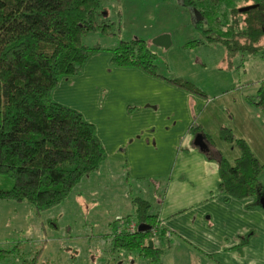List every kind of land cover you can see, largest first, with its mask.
Segmentation results:
<instances>
[{
	"label": "crops",
	"instance_id": "0c3cea01",
	"mask_svg": "<svg viewBox=\"0 0 264 264\" xmlns=\"http://www.w3.org/2000/svg\"><path fill=\"white\" fill-rule=\"evenodd\" d=\"M180 3L184 6L183 0ZM186 10L197 26L203 18L200 11ZM147 43L156 54V73L142 66H112L99 53L87 61L80 75L64 76L59 82L56 93L65 86L70 100H56L75 106L94 125L105 150L100 167L80 182L94 173L101 178L105 171V179L131 185L122 217L136 212L135 199L152 206L150 199L155 200L153 213L170 236L166 231V235L153 238L158 256L140 253L150 264H264L261 203L256 197L236 198L219 190V159L233 161L241 154L232 138L244 139L252 146L248 129L261 143L264 125L256 121L260 113L251 112L250 95L227 97L226 101L246 110L240 124L236 123L234 111L222 106L213 109L215 101L208 92L200 88L194 92L174 83L173 79L182 78L168 74L173 72L166 63L158 64V54L174 44L170 32L159 33ZM195 129L204 134L208 150L195 145ZM96 196L76 194L85 212L95 209ZM114 221L109 224L115 226ZM113 242L110 238L112 253L125 250H113ZM81 259L84 261L85 255ZM117 260V264H125Z\"/></svg>",
	"mask_w": 264,
	"mask_h": 264
},
{
	"label": "trees",
	"instance_id": "16d2710c",
	"mask_svg": "<svg viewBox=\"0 0 264 264\" xmlns=\"http://www.w3.org/2000/svg\"><path fill=\"white\" fill-rule=\"evenodd\" d=\"M236 1L183 0V5L200 11L203 18L197 27L202 29L212 22L203 30L207 41L220 42L229 51L246 47L264 56L259 45L264 37V3L251 8L258 12L241 11L232 4L230 19L226 18L230 13L225 15L227 29L215 34L223 20L214 13L221 4ZM99 5V0H0V180H12H7L9 188L0 186V201H28L39 213L44 212L63 202L106 158L94 125L78 111L52 99L60 80L81 74L85 62L98 49L86 45L83 36L99 26ZM113 62L157 71L156 54L140 38L121 41ZM172 81L195 90L188 81ZM249 100L264 112V80ZM198 132L195 129V134ZM232 140L241 154L233 161L219 159V190L236 198L256 197L260 203L264 164L244 139ZM134 203L133 215L113 223L118 226L111 237L113 250H142L158 256L150 240L166 235L167 230L148 201L137 198ZM132 222L136 223L134 232L127 229ZM42 252L43 248L23 264H39ZM7 253L0 251L3 257Z\"/></svg>",
	"mask_w": 264,
	"mask_h": 264
},
{
	"label": "rangeland",
	"instance_id": "374dc122",
	"mask_svg": "<svg viewBox=\"0 0 264 264\" xmlns=\"http://www.w3.org/2000/svg\"><path fill=\"white\" fill-rule=\"evenodd\" d=\"M99 1V26L83 36L86 45L98 48L88 60L102 53L103 60H108L112 66L121 67L113 62L115 49L121 41L140 38L152 43L159 33L168 31L173 34L174 44L158 54V64L166 63L167 69L173 72L168 74L190 82L195 88L194 92H199L200 89L208 92L210 100L215 101L212 102L215 103L213 109L222 106L234 111L236 123L240 124L242 115L246 113L245 108L226 101V98L256 95L264 80V56L261 51L252 52L246 47L228 51L220 42L207 41L203 30L209 28L212 22L205 24L202 29L195 26L192 14L186 10L189 8L184 9L180 0ZM258 2L264 3V0H239L225 6L224 3L221 4L214 16H221L223 21L221 27L214 30L215 34L223 33L221 31L227 29L225 15L230 13L226 17L229 20L233 7L241 9ZM251 11L258 12L256 9ZM205 19L211 20L213 17ZM210 34L207 32V35ZM197 40L204 42L193 44ZM259 45L264 50V37ZM152 47L157 48L155 45ZM97 60H101L99 56ZM78 75L80 74L71 76ZM57 89L58 86L52 92V99L80 113L75 106L56 100V97L63 102L70 100L65 86L56 93ZM217 95L218 98L214 99ZM250 103L251 112L257 111L261 115L256 120L257 123L264 125V112L251 100ZM246 132L251 133L248 129ZM250 133L247 138L252 146H249L253 147L252 151L264 164V130L260 133L261 143L250 136ZM102 172L101 178L95 173L92 174L86 181L83 180L85 182L77 184V188L75 186L63 202L41 213L28 201H0V251H8L7 256L0 255V264H23V260L36 256L42 248L39 264H102L106 260L117 264V259L125 264H150L149 258L140 255L144 253L142 250H120L112 253L110 238L118 226H111L109 222L123 216L120 213L125 209L131 185L109 181L105 179L106 172ZM7 180L12 181L9 177L0 180L2 188L11 186ZM260 181L264 185V169ZM132 190H135L133 186ZM93 191L96 192L92 193ZM78 193L87 197L100 196L95 197L98 201L95 209L85 212L76 197ZM150 200L154 212L156 202L154 199ZM82 255H85L84 261L81 259Z\"/></svg>",
	"mask_w": 264,
	"mask_h": 264
},
{
	"label": "water",
	"instance_id": "95a60500",
	"mask_svg": "<svg viewBox=\"0 0 264 264\" xmlns=\"http://www.w3.org/2000/svg\"><path fill=\"white\" fill-rule=\"evenodd\" d=\"M254 7H256V4H254L252 6H247V7L241 8L240 10L241 11H248L251 8H254ZM194 143L201 150H203V151L208 150V145H207V143L205 141V138H204V134L203 133H198V134L195 135ZM260 203H261L262 207L264 208V197H262L260 199ZM153 246H154V242L151 240L150 241V247L153 248Z\"/></svg>",
	"mask_w": 264,
	"mask_h": 264
},
{
	"label": "built area",
	"instance_id": "2783aa9c",
	"mask_svg": "<svg viewBox=\"0 0 264 264\" xmlns=\"http://www.w3.org/2000/svg\"><path fill=\"white\" fill-rule=\"evenodd\" d=\"M127 229L131 232H134L136 230V223L135 222H132L128 227ZM167 235L170 236V233L167 231Z\"/></svg>",
	"mask_w": 264,
	"mask_h": 264
}]
</instances>
